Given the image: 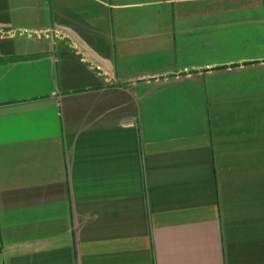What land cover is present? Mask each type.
I'll return each instance as SVG.
<instances>
[{
    "label": "crops",
    "instance_id": "obj_1",
    "mask_svg": "<svg viewBox=\"0 0 264 264\" xmlns=\"http://www.w3.org/2000/svg\"><path fill=\"white\" fill-rule=\"evenodd\" d=\"M0 264H264V0H0Z\"/></svg>",
    "mask_w": 264,
    "mask_h": 264
}]
</instances>
